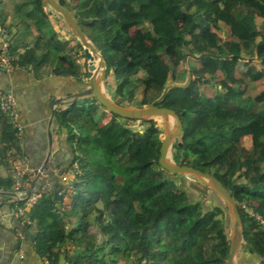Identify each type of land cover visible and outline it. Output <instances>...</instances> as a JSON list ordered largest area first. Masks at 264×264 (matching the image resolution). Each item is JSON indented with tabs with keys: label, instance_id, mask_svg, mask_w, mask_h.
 <instances>
[{
	"label": "trees",
	"instance_id": "trees-1",
	"mask_svg": "<svg viewBox=\"0 0 264 264\" xmlns=\"http://www.w3.org/2000/svg\"><path fill=\"white\" fill-rule=\"evenodd\" d=\"M66 7L91 30L83 29L128 106L177 112L176 162L214 175L231 193L243 224L237 259L245 252L249 264H264V0H66ZM49 10L42 0H0L11 67L83 82V46L58 38L63 21ZM242 60L257 67L239 69ZM82 99L54 109L53 167L75 178L70 201L50 191L28 212L38 254L48 264L61 254L64 264H228L229 209L204 183L188 188L184 175L160 166L161 125H126L95 97ZM15 133L0 106L8 148L20 147ZM5 164L0 189L12 192ZM59 174L51 178L57 191Z\"/></svg>",
	"mask_w": 264,
	"mask_h": 264
},
{
	"label": "crops",
	"instance_id": "crops-1",
	"mask_svg": "<svg viewBox=\"0 0 264 264\" xmlns=\"http://www.w3.org/2000/svg\"><path fill=\"white\" fill-rule=\"evenodd\" d=\"M48 8L51 10L50 7ZM50 14L57 16L55 12ZM63 24V22L59 23L58 38L72 41L71 35L67 37ZM0 37L2 42H9L10 36L5 32L3 35L0 34ZM82 85H84L83 82L56 74L37 78L30 67L6 71L0 64V95L7 90L12 91L18 104L20 120L25 125V136L23 140H19V149L8 148L9 143L0 134V177H7L10 173L5 162L9 164L13 177L12 160H18L23 164L37 168L44 165L49 155V133L52 134L54 146L57 140L53 136V120L51 122L52 112L57 104L55 103L51 107L50 103L54 100L62 101L58 104L69 103L66 100L68 97L70 98L72 94L84 91L89 87L87 85L82 88ZM53 154L54 157L50 160V171L47 170V172L50 178L53 176L54 180L59 174L53 167L56 159L54 147L52 148ZM30 176L27 177L31 184H34L35 179ZM53 180H51L52 184ZM32 187L34 185L28 190L31 191ZM16 195L15 189L12 192L0 191V264H48L47 259L42 258L35 249L33 231L26 223V217H29L27 216L28 212L33 206H27L24 201L17 199ZM20 208L24 210L22 214L18 213Z\"/></svg>",
	"mask_w": 264,
	"mask_h": 264
},
{
	"label": "water",
	"instance_id": "water-1",
	"mask_svg": "<svg viewBox=\"0 0 264 264\" xmlns=\"http://www.w3.org/2000/svg\"><path fill=\"white\" fill-rule=\"evenodd\" d=\"M43 5L51 8L49 10L50 13L56 12L59 19H61L69 28L71 32L76 35L77 40L82 44L84 49V55L88 60V89L84 91H80L78 93H74L71 95V100L69 102H73L84 96H93L97 99V101L106 108L107 111L112 112L118 115L121 121L124 124H128L129 120L137 121L141 124L144 120L155 119L162 117L161 127L163 129L162 133V144L160 147V156H159V164L162 168L169 171L170 173L176 174H184L190 175L197 179L198 181L204 183L208 187L212 188L216 191L225 201L229 213H230V252L228 256L227 263L228 264H239L237 262V253L239 251L242 236H243V224L241 220V216L238 210L237 202L235 198L231 195V193L224 187V185L212 174L206 173L200 169L179 164L173 159L169 158L170 148L175 141V139L179 136L182 131L183 125L182 121L179 118V115L174 109L168 107H162L158 105H143V106H127L125 100L118 96L113 99L111 96L107 95L104 89V84L107 81V69L106 62L101 53V51L93 44L90 37L85 33V31L81 28L78 21L75 19L73 13L67 9L66 0H42ZM99 58L100 70L95 69V63L93 62V54ZM55 103H62L61 100H54L50 103L51 107L54 106ZM54 117V112H52V119ZM169 118H173L176 120V125L171 127V121ZM50 139V148L49 154L52 152L53 148V138L51 132L49 133ZM180 144V143H179ZM49 155L41 167V170H44L49 162ZM54 195L57 192V189H54ZM65 257L63 254L60 255L59 263L64 264Z\"/></svg>",
	"mask_w": 264,
	"mask_h": 264
},
{
	"label": "built area",
	"instance_id": "built-area-1",
	"mask_svg": "<svg viewBox=\"0 0 264 264\" xmlns=\"http://www.w3.org/2000/svg\"><path fill=\"white\" fill-rule=\"evenodd\" d=\"M3 33L4 31L0 28V34L3 35ZM11 60L12 58L9 53L8 43L3 41L0 50V64L6 71L12 69ZM0 106L2 111L9 117L15 129L16 136L19 138V140H23L25 136V125L20 120L18 104L11 90L2 92L0 98ZM11 164L14 169L13 179L14 189L17 193V199H19L20 201H24L27 206H33L42 196V194L48 193L52 190V182L47 169L41 170V167H32L31 165L23 164L18 160H12ZM70 173L71 170L63 171L62 173H60L62 186L63 184L64 186H68V182H70L71 180L68 179ZM29 175H31L30 177H32V179H35L34 184H31V182L29 181V177H27ZM32 185H34V187H32V190L29 191L28 189H31ZM64 186L60 190H58V194L63 195V199H66L70 197L72 189L70 188V186ZM0 191H2V189H0ZM23 212L24 210L22 208H20L18 211L19 214H22ZM30 223V221L27 222V224ZM21 257H23V255H21Z\"/></svg>",
	"mask_w": 264,
	"mask_h": 264
},
{
	"label": "rangeland",
	"instance_id": "rangeland-1",
	"mask_svg": "<svg viewBox=\"0 0 264 264\" xmlns=\"http://www.w3.org/2000/svg\"><path fill=\"white\" fill-rule=\"evenodd\" d=\"M7 9H10V7H7ZM56 13V12H55ZM64 23V22H63ZM63 28H65V32H66V34L68 35L67 37H70V35H71V37H72V39H77L76 38V35L73 33V32H71L70 30H69V28H68V26L64 23L63 24ZM82 26H83V29L87 32V33H90L91 32V30L89 29V27H87V26H85V24L84 23H82ZM5 42H7V41H5ZM8 43V42H7ZM71 43L73 44L74 43V41L72 40L71 41ZM67 55L68 56H70L71 54L70 53H67ZM79 55H80V52H79ZM71 57V56H70ZM77 64H78V66L81 68L82 67V70H87V71H89L88 70V60H87V58H86V56H82V57H80V58H78L77 59ZM87 65V66H86ZM245 66H250L252 69H254V68H256L257 67V64L256 63H249L248 62V60H242V61H240L239 62V65H238V68L239 69H242L243 67H245ZM101 68V67H100ZM100 68H99V70H100ZM97 69V68H96ZM108 74V73H107ZM181 75V74H180ZM183 76H181L180 77V79L177 81V83L178 84H185L187 81H188V79H189V74L186 72L185 74H182ZM87 81H88V75H87V77H84V81H83V83H84V85H82L81 87L82 88H85L88 84H86L87 83ZM116 84H115V78H114V76L112 75V74H109L108 75V78H107V81L105 82V84H104V89H105V92L107 93V95H109V96H111L113 99H115L116 100V98L118 97V95L116 94ZM121 97V96H120ZM123 98V97H122ZM67 100V102H69L68 100H71V97L69 98L68 97V99H66ZM125 100V99H124ZM83 101V99H82V97H81V99H78V101L77 102H79V103H81ZM125 104L127 105L128 103H127V101L125 102ZM128 106V105H127ZM158 121V124H160L161 125V118L159 117V118H156ZM136 125H140L137 121H134V123H133V126H136ZM176 125V120L175 119H171V127H174ZM131 127V126H130ZM174 143H175V141L173 142V144H172V146H171V148H170V151H169V158H171V159H173L174 161H176L175 160V157H174ZM49 157H50V159H49V162H48V166H47V168L48 167H50V160H52V158L54 157V154L52 155V152L49 154ZM182 175H184V174H182ZM183 177H185V181H187L188 182V184H187V186L186 187H188V185H190V182H193V183H195V182H197L198 183V180L197 179H195L194 177H192V176H190V175H184ZM183 177H181V176H178L177 177V180L179 181V182H183L184 181V178ZM75 178V175H74V173L73 172H71L70 173V175H69V177H68V179L70 180V183H71V181L73 180ZM189 188V187H188ZM52 191H54V187H53V189H52ZM73 192V191H72ZM196 194H198V192H196ZM72 195V194H71ZM70 195V196H71ZM71 198V197H70ZM69 199L68 198H66V199H63V202H64V204L68 201ZM207 200L209 201H216L217 200V198L216 197H214V199H212V197H211V199H210V197H208L207 198ZM70 201V200H69ZM66 209H68L67 207H65ZM27 216H29V214L27 215ZM29 219V217H26V220H28ZM250 257H249V254L248 253H245V252H241L239 255H238V259H237V262L239 263H241V264H249L250 262H248ZM251 264H256V263H251Z\"/></svg>",
	"mask_w": 264,
	"mask_h": 264
},
{
	"label": "bare ground",
	"instance_id": "bare-ground-1",
	"mask_svg": "<svg viewBox=\"0 0 264 264\" xmlns=\"http://www.w3.org/2000/svg\"><path fill=\"white\" fill-rule=\"evenodd\" d=\"M93 62L95 63L94 68L97 70L100 68V63L101 61L99 60V58L95 55V53L93 54ZM161 119H163L162 117H160ZM172 118H169V121H171Z\"/></svg>",
	"mask_w": 264,
	"mask_h": 264
},
{
	"label": "clouds",
	"instance_id": "clouds-1",
	"mask_svg": "<svg viewBox=\"0 0 264 264\" xmlns=\"http://www.w3.org/2000/svg\"><path fill=\"white\" fill-rule=\"evenodd\" d=\"M47 166H48V165H47ZM45 169H47V167H46ZM72 181H73V180H72ZM72 181H71V182H72ZM52 189H53V186H52ZM2 191H3V190H2ZM51 191H52V190H51ZM57 193H58V191H57Z\"/></svg>",
	"mask_w": 264,
	"mask_h": 264
}]
</instances>
